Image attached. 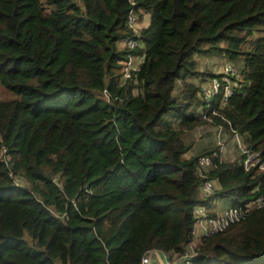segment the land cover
<instances>
[{
  "label": "trees",
  "instance_id": "1",
  "mask_svg": "<svg viewBox=\"0 0 264 264\" xmlns=\"http://www.w3.org/2000/svg\"><path fill=\"white\" fill-rule=\"evenodd\" d=\"M131 8L150 14L134 48L121 44ZM196 53L243 60L223 106L203 92L214 72L189 78ZM130 54L140 69L125 78ZM0 85L13 92L0 97V264H140L191 242L188 264H264V207L193 231L196 205L243 204L263 173L218 145L188 154L185 138L223 124L264 155V0H0ZM207 178L218 188L202 197Z\"/></svg>",
  "mask_w": 264,
  "mask_h": 264
},
{
  "label": "built area",
  "instance_id": "2",
  "mask_svg": "<svg viewBox=\"0 0 264 264\" xmlns=\"http://www.w3.org/2000/svg\"><path fill=\"white\" fill-rule=\"evenodd\" d=\"M135 3V0H131ZM128 24L133 29L134 34L129 35L122 40L124 45L134 48L139 45V39L135 37V34H139L140 28L142 26L140 22L139 12L135 8L130 9ZM196 53V59H198ZM139 56L130 54L128 58L124 61V77H130L132 73L140 69ZM221 76L213 77L214 85H210L205 81L202 84L203 92L208 103L213 102L217 98H220V106L227 103V100L231 94L234 92L235 86L232 82V76H238V72L233 70V67L229 65L226 71H221ZM182 82V81H180ZM214 108V112H215ZM196 127H200L197 125ZM218 145H224L225 126L223 124H218L217 128H212ZM197 137L202 136V131L199 128ZM233 139L240 151V159L244 163L246 169H251L257 167V170L262 174V178L256 184L254 188V197L244 202L243 204H231L226 208L222 209L220 212H216L215 215L209 213V209L205 204H198L194 207V216L196 217L194 235L198 237L199 235H212L217 232H222L226 230L229 226L236 222L243 221L247 219L255 210L264 207V155L261 150L254 149L246 142L243 135L234 131ZM198 169L202 176H205L206 169L212 164V159L209 154H203L199 156ZM15 184H20V181L16 179ZM201 196L207 197L213 194L218 188L217 182L212 178L205 179L201 184ZM189 246V247H188ZM183 253H178L174 251H163L159 249H148L142 256L140 264H188L191 263V257L195 252V242H191Z\"/></svg>",
  "mask_w": 264,
  "mask_h": 264
},
{
  "label": "rangeland",
  "instance_id": "3",
  "mask_svg": "<svg viewBox=\"0 0 264 264\" xmlns=\"http://www.w3.org/2000/svg\"><path fill=\"white\" fill-rule=\"evenodd\" d=\"M145 18V17H144ZM148 24L150 23V14L147 13L146 18L143 20L144 23ZM147 26V25H146ZM121 44L124 45L123 42H121ZM200 60L198 61V68L200 70V72L198 73V76L196 78L194 77H189L190 79H192L193 81L198 80L200 82H203V76L204 73L203 71L207 70V71H211L214 72L216 76H221L222 73H220L221 71H226L227 67L229 65H231L233 67L234 71H241V68L243 66V60L240 58H238V60L233 61L232 59L225 57L223 55H213V56H208L206 58H203V56L198 55ZM214 75V77H216ZM214 79L213 76H207L206 80L207 83L210 85H214ZM179 83H183L180 82ZM13 95V92L7 88H5L4 86L0 85V97H10ZM218 123H202L200 124V129L202 131V136L201 137H197L196 133L198 131V127H194L192 129H189L186 131L185 134V138L186 141L189 142L191 144V149L188 151V154H193V153H197L200 152L204 147L206 146H213V147H217L218 143L217 140L215 138V134L212 130V128H217ZM224 136V145L220 146L221 152H222V156L224 159L227 160H235L237 158L241 157L240 151L235 143V140L233 139V134L228 132L227 127H225V132L223 133ZM18 181L22 182V184L28 185V182L24 179V177L19 176ZM234 197L233 196H225V197H220V198H216L213 201L212 206L210 207L211 210L216 211L219 207L221 206H225V204H230L231 202H233ZM190 245V244H189ZM189 247V246H188Z\"/></svg>",
  "mask_w": 264,
  "mask_h": 264
},
{
  "label": "crops",
  "instance_id": "4",
  "mask_svg": "<svg viewBox=\"0 0 264 264\" xmlns=\"http://www.w3.org/2000/svg\"><path fill=\"white\" fill-rule=\"evenodd\" d=\"M146 16H147V13H145L144 15H143V20L146 18ZM145 17V18H144ZM143 20L141 21V22H143ZM142 24V26H146V25H148V24H145V22L144 23H141ZM206 57H208V56H203V58H206ZM232 204V202L230 203V204H225V206H221V207H219L215 212H220L222 209H224V208H226L227 206H229V205H231ZM212 211H214V210H212Z\"/></svg>",
  "mask_w": 264,
  "mask_h": 264
}]
</instances>
